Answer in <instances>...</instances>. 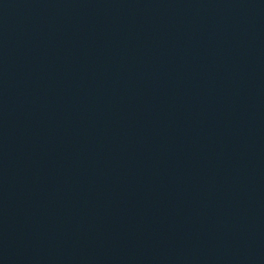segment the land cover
<instances>
[{
  "label": "water",
  "instance_id": "water-1",
  "mask_svg": "<svg viewBox=\"0 0 264 264\" xmlns=\"http://www.w3.org/2000/svg\"><path fill=\"white\" fill-rule=\"evenodd\" d=\"M0 264H264V0H0Z\"/></svg>",
  "mask_w": 264,
  "mask_h": 264
}]
</instances>
